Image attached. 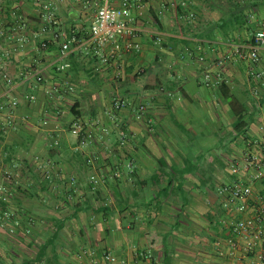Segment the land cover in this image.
<instances>
[{"label":"crops","instance_id":"obj_1","mask_svg":"<svg viewBox=\"0 0 264 264\" xmlns=\"http://www.w3.org/2000/svg\"><path fill=\"white\" fill-rule=\"evenodd\" d=\"M53 1L60 25L42 33L39 0H0V177L9 178L0 194L14 195L11 209L27 216L21 220L26 235H19L24 241L14 234L8 249L0 229V264H93L85 250L99 264L106 251L125 264H149L146 254L151 264H228L221 191L232 175L240 176L229 168L228 174L226 163L241 164L264 138V93L257 92L264 77L257 80L251 63L235 51L250 45L264 24V0H146L139 18L142 49L124 57L118 82L100 74L96 60L84 63L78 55L70 58V71L57 70L53 31L81 27L101 0L91 8L86 0ZM45 40H51L48 49L41 46ZM35 71L43 72V82L25 76ZM55 84L72 89L53 99L47 90ZM116 100L139 103L130 110L117 108ZM141 102L151 120L138 123L142 149L128 159L99 156V165H114L97 174L94 186L71 121L90 122L94 141L104 142L93 146H103L121 125L133 124ZM57 108L68 112V124L57 118ZM118 162L121 173L115 172ZM260 198L264 175L254 184L251 206ZM34 242L42 248L35 262L41 248ZM254 258L241 248L233 264Z\"/></svg>","mask_w":264,"mask_h":264},{"label":"built area","instance_id":"obj_2","mask_svg":"<svg viewBox=\"0 0 264 264\" xmlns=\"http://www.w3.org/2000/svg\"><path fill=\"white\" fill-rule=\"evenodd\" d=\"M39 2L40 18L44 23L41 31L46 33L60 25L57 17L58 6L57 2L53 0H39ZM86 2L87 7L91 8L95 5L96 0H86ZM96 6L87 29L61 28L58 31H53V40L59 44L56 67L61 73L70 71L72 68L70 58L78 55L84 63L96 60L98 63L96 70L100 74L108 80L118 81L125 76L124 57L140 52L142 49L143 32L139 26V18L145 11L146 0H121L117 4L112 0H101V4L98 3ZM183 6L186 7V3H183ZM190 16L192 17L194 14L191 12ZM157 41H161L159 36ZM50 43L51 40H45L41 46L43 49H48ZM235 54L239 59L251 63L252 73L257 80L263 79L264 66L261 63L264 54V24L254 34L251 44L237 48ZM5 55L10 58L11 52L6 51ZM5 76L7 77V75ZM25 76H32L37 82L44 81L42 71L27 73ZM71 89L72 87L67 89L62 84H55L47 90V93L54 99L56 95H61ZM12 104L16 106L17 102L13 101ZM115 106L117 108L128 106L133 108L134 103L116 100ZM56 110L57 118H62V122L68 124L65 120L68 112L58 108ZM146 113V107L140 105L136 112V119L141 121L146 118L151 122L150 119H147ZM47 124L48 121L43 123L44 126ZM90 124L81 117L75 116L69 125L71 134L79 139L78 149L91 148L94 132L89 128ZM94 126L96 127V125ZM58 144H60L59 141L56 142V145ZM255 147L257 150L248 152L241 164H232V170L240 178L234 179L221 191L222 205L226 212V217L221 220V223L227 234L225 242L228 249V264L234 263L241 248L247 253L256 254V259L254 258L250 264H264V199L255 200L253 206L250 204V201L254 199V184L260 181L264 175V138L255 142ZM92 153L96 155L95 152ZM241 170L244 172V176L249 174L248 179L239 174ZM45 175L49 179L50 171H47ZM91 182L98 183L95 175L91 177ZM221 244L222 242H219V246ZM242 244L243 247H241ZM261 246L263 249H260ZM83 253L90 255L93 264H99L100 261L94 253L88 250ZM144 257L149 261V264L152 263L151 254H146ZM101 260L103 264H125V261L120 260L110 251L104 252Z\"/></svg>","mask_w":264,"mask_h":264},{"label":"rangeland","instance_id":"obj_3","mask_svg":"<svg viewBox=\"0 0 264 264\" xmlns=\"http://www.w3.org/2000/svg\"><path fill=\"white\" fill-rule=\"evenodd\" d=\"M91 11L94 12L93 9ZM91 17L92 16H88V15L84 16L81 19V22H80V24L82 26L81 27H76V28L77 29H79V28L87 29L89 27V25H90ZM258 88H259V91H257V92L260 95H263V93H264V84H260V87H258ZM103 96L104 97L101 98V101L103 103L102 107H103V109H105V111L107 113H109V110H108L109 109V98H108V95H103ZM130 103H134V102L131 101ZM138 103H139V101L134 103V105L137 106ZM142 104L146 106L145 103H142ZM69 107H70L69 108V110H70L73 107V104L71 103V106H69ZM128 108L131 110V108L129 106L126 107L125 109H128ZM72 111L73 110L71 109L70 112H72ZM73 113H74V111H73ZM132 123L133 124L130 125L129 127L132 128V130L135 131V133L132 134L131 132H129L130 133L129 137L131 138V140H128V143H124V145L120 144L121 148L116 147V143H118V141H120L121 137H122L120 135V133L116 130L114 133L111 134L112 138H111V136L108 138V140L106 141L107 143L105 142V144L103 146L98 144V145H96V147H93V148L92 147L91 148H85V151H84L85 154L90 156L92 154V152H95V154L97 156L102 157L103 153H105V154L106 153L107 154L112 153V154L118 155L121 158H125V157L131 156L133 154H135V155L138 154L140 152V150L142 149L141 144L139 143V138H138L139 137V135H138V125H137V121H133ZM120 131L122 132L123 130L120 129ZM70 136H71V134H70ZM112 139H113V141H112ZM101 141H103V140H98V142H101ZM129 142H130V144H129ZM102 143H104V142H101V144ZM82 149L84 150V148H82ZM227 149H229V148L227 147ZM61 153L65 154V155H69L68 150H66V149H63V151H61ZM233 163H234V161L233 162L229 161V164L226 165L228 174L231 173L230 171L232 170L231 166H232ZM109 164L114 165V163H108L107 161L104 163V165L102 163L99 165V162H97V163H94L92 165L91 169L94 171V174H99V173H102V172L105 173L106 172L105 170H107V168H109V171H111V166H108ZM130 166H132V163L130 164ZM51 168L49 169L50 171H52ZM54 168H55V166H54ZM228 168L230 169V171L228 170ZM112 170H114V169H112ZM122 170L123 169L120 167V168H117L115 170V172L117 171V172L121 173ZM0 178H1L0 184L2 186H3V183L9 181L8 174L3 173L2 177H0ZM135 179H137V178H135ZM135 182H136V180H135ZM228 182H229V180L227 181V184H229ZM64 185L65 184H63V186ZM9 199L13 201L14 195L10 196L9 193H6V192L0 194V209H1V212H0V229L2 230L1 234L4 235V236H2V238L5 240V242L3 241L2 246H4L7 249L10 247V243H12L10 241V237H13L14 234H17L19 236L20 235V231L22 230V232H23L22 234L26 235L25 232L23 231L26 228L22 224L23 221H21V220H25V218H27V216L25 215V213L23 211H18V210L11 209ZM219 201H220V199H219ZM38 214L40 215V211H38ZM35 231H36V229H35ZM30 235L34 236L33 237L34 240H36L38 238V236H39V235H36L34 231L31 232ZM17 238L19 240H21V241H24V237L21 238V236H19ZM34 245H35V248H38V245L35 242H34Z\"/></svg>","mask_w":264,"mask_h":264},{"label":"trees","instance_id":"obj_4","mask_svg":"<svg viewBox=\"0 0 264 264\" xmlns=\"http://www.w3.org/2000/svg\"><path fill=\"white\" fill-rule=\"evenodd\" d=\"M75 107H72L71 109L74 111V112H76L75 111V109H74ZM243 118H244V115L243 114H240L239 116H238V120H237V123H236V128L238 129V130H240V128L242 127V121H243ZM134 121H137V125H138V127H139V124L138 123H140L139 122V120H134ZM149 125V124H148ZM130 126V125H129ZM128 125L127 126H124V125H121L120 127H119V129L117 130L119 133H120V135L122 136L121 137V140L120 141H118V143H116V147H119V148H121V146H120V144H123L124 145V143H128V140H131V138L129 137V132H131L132 134L133 133H135V131H133L132 130V128H130ZM120 129L121 130H123L122 132L120 131ZM139 132V131H138ZM127 134V135H126ZM95 135L93 136V141H92V143H91V147L93 146V145H95L96 144V142L98 141L97 139H96V141H94V139H95ZM97 137H98V135H97ZM127 141V142H126ZM129 144H130V142H129ZM94 147V146H93ZM89 148V147H88ZM121 150V149H120ZM135 154H133V155H131V156H127L128 158H132L133 156H134ZM127 157H125V159H128ZM88 158V164H90L91 165V167H92V165L94 164V163H97L98 161H99V156H97V155H94L93 153L90 155V156H88L87 157ZM91 159H93L92 161H91ZM134 164V163H133ZM226 164H229V163H226ZM117 167H115V169H117V168H122L123 169V166H122V163L121 162H118V164L116 165ZM133 166V165H132ZM131 166V167H132ZM92 170V169H91ZM133 172L136 174V169L134 168V170H133ZM52 174V173H51ZM93 175H95L96 177H97V174H94V171L92 170V174L90 175L91 177L93 176ZM230 175H232V174H230ZM51 177H52V175H51ZM51 177L49 178V179H51ZM91 177H90V183L91 184H93L94 186H96V185H99L98 183L97 184H94L93 182H91ZM231 178H232V180H234L236 177H233V175L231 176ZM232 182V181H231ZM24 231V230H23ZM23 232H22V230L20 231V235L22 234ZM38 248L40 249L41 247L40 246H38ZM45 248H46V246H45ZM44 248V249H45ZM41 252H42V248L39 250V256H38V258L37 259H35L34 260V262L35 261H37V260H40V254H41Z\"/></svg>","mask_w":264,"mask_h":264}]
</instances>
